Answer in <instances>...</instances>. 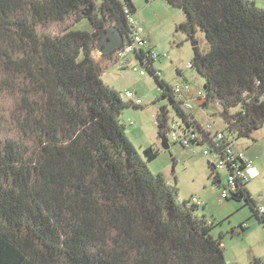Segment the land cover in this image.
I'll return each mask as SVG.
<instances>
[{"label": "trees", "instance_id": "trees-1", "mask_svg": "<svg viewBox=\"0 0 264 264\" xmlns=\"http://www.w3.org/2000/svg\"><path fill=\"white\" fill-rule=\"evenodd\" d=\"M94 1L0 0V264H225L201 202L180 199L176 185L147 166L157 151L141 155L127 135L121 110L140 106L102 79L122 46L92 55L110 26L125 40L123 7L134 5L102 0L94 12ZM166 1L185 16L178 27L192 42L190 68L203 78L206 106H221L223 131L249 137L264 123V7ZM83 17L93 29L73 30ZM135 56L170 89L145 52ZM156 120L161 138L163 107ZM219 175L211 167L218 187ZM247 183L241 197L264 225Z\"/></svg>", "mask_w": 264, "mask_h": 264}, {"label": "rangeland", "instance_id": "rangeland-1", "mask_svg": "<svg viewBox=\"0 0 264 264\" xmlns=\"http://www.w3.org/2000/svg\"><path fill=\"white\" fill-rule=\"evenodd\" d=\"M101 1H94V12L99 10ZM130 1L135 8L132 11L133 28L146 37L147 47L150 46L159 55L153 62V68L161 71V78L169 85L187 81L202 87L203 78L188 66L193 50L187 33L178 27L185 19L182 10L166 0ZM256 3L264 7V0H256ZM71 27L82 31L93 29L86 17L74 22ZM193 35L200 51L205 52L208 43L204 34L196 28ZM92 55L98 58L101 56L96 49ZM125 58L128 60L124 66L118 61L109 64L104 69L102 79L119 91L125 103L130 102L125 96L126 91L140 99V107L126 105L120 116L129 139L141 155H144L143 151L147 147L157 151L153 159L146 161L150 171L162 173L168 183L175 184L180 199L188 200L193 196L201 202L197 211L212 222L210 234L220 240L225 264H254V258L264 262V225L253 215L250 206L244 204L243 198L221 197L220 187L210 179L211 166L207 163L210 159L202 155L201 147L195 148L196 153L175 143H168L166 150L161 147L155 114L158 108L165 107L174 116L171 105L160 96L158 84L134 54H128ZM133 66L143 70L144 74L132 71ZM7 96L3 95L2 100L8 101ZM236 109L231 108L230 112L234 113ZM221 110L220 105L211 103L203 110L195 106L193 111L200 122H209L213 128L218 129L225 128L219 116ZM224 131L234 148L241 149L252 164L260 168V174L248 181L247 188L251 190L256 206L264 207V123L252 129L249 137H238L236 133L226 129ZM219 173L225 183L224 171ZM243 223L248 227L242 234H238V228Z\"/></svg>", "mask_w": 264, "mask_h": 264}, {"label": "built area", "instance_id": "built-area-1", "mask_svg": "<svg viewBox=\"0 0 264 264\" xmlns=\"http://www.w3.org/2000/svg\"><path fill=\"white\" fill-rule=\"evenodd\" d=\"M132 13L128 6L123 7V14L128 29L125 33V40L123 39L122 47L118 53V62L121 66L127 63L125 57L128 54H134L135 56L140 52H145V56L153 61L159 57L153 49L147 47V41L133 28L134 19ZM190 64L189 61V67ZM132 71L138 72L140 75L144 74V71L136 66H133ZM155 75L161 78V71L155 69ZM169 88L167 90L162 86H158V93L165 95L163 98L169 101L174 114V116H171L169 110L163 107L166 116L167 134L165 137L167 138V142L178 144L184 149H190L192 153H196L195 148L201 147L202 155L210 159L208 163L212 167V173L218 175L219 171H224L225 173V183H223L222 179L218 180L221 197L226 199L230 196H241L242 184L257 177L259 172L255 170L252 166V161L245 156L243 151L233 147L223 128L215 129L211 123L198 122L194 118L193 110L195 106L200 107L201 110L206 107V96L203 87L185 81L176 82L170 85ZM125 96L132 104L141 106L140 99L134 98L132 92L126 91ZM158 111L159 108L155 114L156 125ZM190 201L195 204L200 203L193 196L190 197ZM258 212L263 213L264 207L259 206ZM242 227H247V224H242Z\"/></svg>", "mask_w": 264, "mask_h": 264}, {"label": "water", "instance_id": "water-1", "mask_svg": "<svg viewBox=\"0 0 264 264\" xmlns=\"http://www.w3.org/2000/svg\"><path fill=\"white\" fill-rule=\"evenodd\" d=\"M87 13H85L86 15ZM123 43V35L118 29H115L114 26L108 27L106 32L100 37L98 40V45L96 50L100 54H105L108 53L117 47H120ZM161 147L163 149H168L169 145L167 142V138L165 136L161 137ZM208 163V162H207ZM233 198L236 199H241V196H232Z\"/></svg>", "mask_w": 264, "mask_h": 264}, {"label": "crops", "instance_id": "crops-1", "mask_svg": "<svg viewBox=\"0 0 264 264\" xmlns=\"http://www.w3.org/2000/svg\"><path fill=\"white\" fill-rule=\"evenodd\" d=\"M256 1V0H255ZM185 20V19H184ZM184 20L182 21V22H184ZM181 23V22H180ZM142 33H143V31H141ZM139 34V33H138ZM142 38H144L145 40H146V37L144 36V35H142V34H139ZM148 48H151L150 46H148ZM152 49V48H151ZM93 57L94 58H98V57H95L94 55H93ZM127 59V58H126ZM128 60V59H127ZM174 83H176V82H174ZM193 116H194V118L198 121V122H200V120L196 117V113L195 112H193ZM252 166L255 168V170H257L258 172H259V174H260V168L259 167H257L256 165H253L252 164ZM246 189H247V191L250 193V195H251V190L250 189H248L247 187H246ZM252 196V195H251ZM264 214V213H263Z\"/></svg>", "mask_w": 264, "mask_h": 264}]
</instances>
